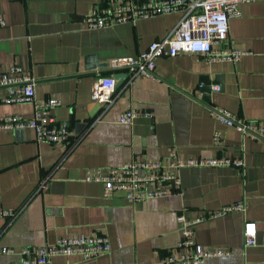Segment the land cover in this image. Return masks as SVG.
<instances>
[{"label": "crops", "instance_id": "crops-1", "mask_svg": "<svg viewBox=\"0 0 264 264\" xmlns=\"http://www.w3.org/2000/svg\"><path fill=\"white\" fill-rule=\"evenodd\" d=\"M104 0H0V69L18 64L36 78L35 97L53 96L52 109L67 120V147L36 141L31 129H0V246L19 248L59 236L105 233L109 251L85 258L53 255L49 264H166L180 237L178 213L196 217L237 200L242 210L202 220L194 238L211 254L204 264H264V138L220 122L210 106L264 124V0L243 1L229 20L231 45L247 53L236 61H210L200 52L158 56L153 75L128 76L95 110L90 97L102 74L124 71L110 60L144 50L175 26L180 13L139 19L108 28H82L81 17ZM126 73V71H125ZM219 89L209 95L202 81ZM212 87V86H211ZM3 90L0 89V94ZM140 112L131 123L119 114ZM31 102L0 103V114L30 116ZM215 130L221 142H212ZM175 147L184 156L242 157L243 167L182 166L179 190L163 197L129 202L121 190L103 194L87 168H107L135 157L157 159ZM46 177V186L37 185ZM256 223L254 244H245L243 224ZM17 253H1L0 264Z\"/></svg>", "mask_w": 264, "mask_h": 264}, {"label": "built area", "instance_id": "built-area-1", "mask_svg": "<svg viewBox=\"0 0 264 264\" xmlns=\"http://www.w3.org/2000/svg\"><path fill=\"white\" fill-rule=\"evenodd\" d=\"M253 0H104L100 6L90 8L80 19L82 28H108L118 24L134 23L139 19L150 18L178 12L180 18L162 38L151 41L148 46L136 53L110 60L112 67H122L128 80L137 74L153 75L158 56H173L180 52H200L210 61H238L247 51L231 45L229 20L238 14V5ZM6 25L0 18V27ZM130 81V80H129ZM117 78L114 72L100 75L93 83L90 97L100 103H108L115 89ZM36 78L23 71L20 65L10 64L0 69V103L31 102L33 112L30 116L20 113L0 114V129H31L36 141H49L67 147L70 140V127L67 120H59L52 109L58 104L56 97L41 100L35 97ZM218 84L212 89L218 90ZM149 111L140 112L129 106L120 112L121 123H131L134 117ZM210 113L220 122L235 126L242 133L264 138V124L245 120L234 112L210 106ZM213 144H220V131L212 135ZM242 157L224 155L210 157H184L175 147H169L165 156L157 159H137L132 157L120 165L107 168H87L84 179L97 181L103 186V194L111 196L121 190L125 199L131 203L144 201L151 197H163L179 190L182 166H225L243 167ZM46 177L38 182V189L46 186ZM244 202L237 200L211 209L196 217H187L180 212L176 220L180 237L162 258L166 264H204L211 254H222L224 250H208L194 238L196 223L244 209ZM17 209L0 208V216L14 217ZM244 243L254 244L256 223L246 220L243 224ZM109 237L105 233L59 236L52 242L40 245H24L14 248L0 246L1 253H17V256L3 264H49L53 255L80 254L85 258L109 251Z\"/></svg>", "mask_w": 264, "mask_h": 264}, {"label": "water", "instance_id": "water-1", "mask_svg": "<svg viewBox=\"0 0 264 264\" xmlns=\"http://www.w3.org/2000/svg\"><path fill=\"white\" fill-rule=\"evenodd\" d=\"M114 76L117 78V82H116V85L115 87H117L121 82L122 80L126 77V73L124 71H117V72H114ZM204 85H202L200 88L201 90L205 91V93L207 95H209L210 91H211V86H212V83H215V81H212V80H204L202 81ZM102 103L100 102H97L95 104V110L102 107Z\"/></svg>", "mask_w": 264, "mask_h": 264}]
</instances>
